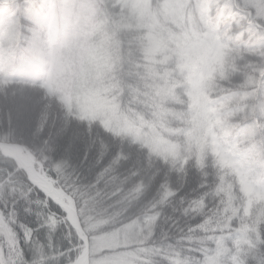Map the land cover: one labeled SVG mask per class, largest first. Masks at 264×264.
<instances>
[{"label":"trees","instance_id":"16d2710c","mask_svg":"<svg viewBox=\"0 0 264 264\" xmlns=\"http://www.w3.org/2000/svg\"><path fill=\"white\" fill-rule=\"evenodd\" d=\"M16 1L0 3V140L29 149L72 195L88 235L155 214L149 238L123 246L138 252L136 264H206L220 248L219 264H264V179L257 191L247 179L264 174V0H188L178 25L166 0H150L174 30L154 54L146 22L122 0H98L82 65L66 56L75 41L58 0H33L28 13ZM184 28L214 42L195 65L178 53ZM92 88L173 151L89 111ZM202 91L209 121L198 136ZM0 213L13 233H0V264H71L84 249L66 210L1 150Z\"/></svg>","mask_w":264,"mask_h":264},{"label":"rangeland","instance_id":"374dc122","mask_svg":"<svg viewBox=\"0 0 264 264\" xmlns=\"http://www.w3.org/2000/svg\"><path fill=\"white\" fill-rule=\"evenodd\" d=\"M32 1L33 0H25L24 2L26 3H19V1H16V3H19L18 6L22 4L21 6H24L26 9L29 8V4ZM77 1L78 3L74 10L73 4L75 3L72 0H58L56 1V4H59V7L61 9V21L65 20L69 25L68 27L64 26L68 29L67 33L69 37H66L67 43L70 44L72 39L75 41V43H71L72 47L70 48V51H66V56L68 52H70V54L72 52V56L79 61L80 65H82L84 62H87L88 58H91L87 49L85 50L86 52H84L85 45L86 43H89L90 40L88 39L91 37V33L87 27L86 21L88 20L89 14L95 12V6L98 0ZM122 1H124L126 7L130 10V12H132L133 15H135L138 20H143L144 22H146L150 32V54H154L159 51L161 49L160 42L162 40V31H165L164 29H166L167 32H170V34L173 35V32L171 31L174 30L170 29V27L166 25L165 19H163V21L157 13L150 10V0ZM226 1L231 2L232 0ZM245 1L246 4H252L253 2L257 3L260 0ZM187 2L188 0H166V2L164 3L165 17L178 25L180 21L179 18L183 13V7ZM26 11L27 13L29 12L28 9H26ZM87 11L89 12V14H87ZM168 29H170L171 31H169ZM55 33L57 34V36L60 33H64L63 27L57 25L55 27ZM177 37L180 47V51H178V53L181 55L183 63H189L190 65L199 63L198 61L201 60L205 56V53L208 52L209 48L214 45V42L212 40L200 39L197 35V32L189 28H184L182 30V34H177ZM88 45H90V43ZM58 47L65 49V44L64 47L63 45H59ZM80 47H83L84 49H81ZM76 51L77 53L75 55ZM197 95L198 100L196 102V109L194 114V127H196L197 135L202 136L208 129V100L204 91L200 93L197 92ZM86 101L88 103L89 111H91L95 115H98L99 117L101 116L105 121L109 123L110 126L112 125L118 131H123L128 134L135 135L138 139L147 141L153 150H158L165 153L173 151V145L171 144V142H169L167 139H164L157 129L151 128V130L143 132L138 125L131 123L126 118L122 109L119 108V104L116 99L104 96L101 93L100 89L98 90L92 88L91 92L86 98ZM25 150L27 149L25 148ZM35 162L37 167L46 172L45 168L42 166V163L36 160ZM262 176H264L263 173L256 175L254 174L247 177L248 184L250 188L253 189V191H257V188H261L262 181L264 179L262 178ZM73 201L75 202L74 199ZM156 217L157 215L155 214H149L147 221L143 224L135 220L132 222H128L123 226L117 227L114 231L98 233L92 237L89 236L90 264H136L135 261L136 258H138V252L134 249H127L123 246H127L132 243H142L144 240L149 238V235L153 231V224L156 220ZM1 232L5 233L7 237L13 236V233L9 226V222H6V220L0 213V233ZM82 238L83 240H85L83 234ZM221 253V248L216 250L214 254L210 255V257L206 261V264H219Z\"/></svg>","mask_w":264,"mask_h":264},{"label":"bare ground","instance_id":"6f19581e","mask_svg":"<svg viewBox=\"0 0 264 264\" xmlns=\"http://www.w3.org/2000/svg\"><path fill=\"white\" fill-rule=\"evenodd\" d=\"M4 152L10 154L13 157H17L24 167L28 170L30 177L43 188L48 195L56 198L57 201L64 205L68 210L69 218L76 224L78 222L77 212L74 208V201L72 198H68L67 193L55 184V180L46 172L37 167L34 156H32L25 148L19 144L4 143L0 145ZM88 255L86 251L79 253L72 264H88Z\"/></svg>","mask_w":264,"mask_h":264},{"label":"water","instance_id":"95a60500","mask_svg":"<svg viewBox=\"0 0 264 264\" xmlns=\"http://www.w3.org/2000/svg\"><path fill=\"white\" fill-rule=\"evenodd\" d=\"M4 143H10V144H14V145H15V144H18L17 142L14 143V142H11V141H6V140L3 141V140H0V145H2V144H4ZM0 149H1V151H2V153H3L4 155H7V156H9V157L14 158L15 160L19 161V163L22 165V167H24L23 164L20 162V160H19L17 157L15 158V157L11 156L10 154L4 152L3 149H2L1 147H0ZM28 152L32 155V153H31L30 150H28ZM24 169H25L26 172H27L28 178H30V180H31V181H32V182H33L38 188H41V187H40L39 185H37L36 182L30 177V175H29L28 170L26 169V167H24ZM41 189L44 191V193H45L49 198L53 199L57 204H59L60 206H62V207L66 210V212H67V219H69V221H70V223L72 224V226H74L77 230H79V231L84 235L85 240H86V245H85L83 251H86V252H87V255H88L87 262H89L88 264H90V261H89V255H90V251H89V249H90L89 235H88L86 229L83 228V225H82L81 219H79L78 214H77L78 222L75 224V223L69 218L68 210L64 207V205L60 204V203L57 201L56 198L51 197V195L49 196L48 193H47L43 188H41ZM62 189L65 191V189H64L63 187H62ZM65 192H66V191H65ZM69 198L74 199V198H73L72 196H70V195H69ZM74 208H75V210H76V212H77L78 208H76V205H74Z\"/></svg>","mask_w":264,"mask_h":264},{"label":"built area","instance_id":"2783aa9c","mask_svg":"<svg viewBox=\"0 0 264 264\" xmlns=\"http://www.w3.org/2000/svg\"><path fill=\"white\" fill-rule=\"evenodd\" d=\"M0 1H2V0H0ZM3 1H6V0H3Z\"/></svg>","mask_w":264,"mask_h":264}]
</instances>
